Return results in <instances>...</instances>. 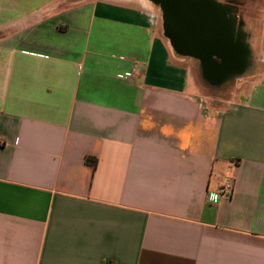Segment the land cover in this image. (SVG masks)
<instances>
[{"label": "crops", "instance_id": "1", "mask_svg": "<svg viewBox=\"0 0 264 264\" xmlns=\"http://www.w3.org/2000/svg\"><path fill=\"white\" fill-rule=\"evenodd\" d=\"M253 21L214 83L151 0H0V264H264Z\"/></svg>", "mask_w": 264, "mask_h": 264}, {"label": "water", "instance_id": "2", "mask_svg": "<svg viewBox=\"0 0 264 264\" xmlns=\"http://www.w3.org/2000/svg\"><path fill=\"white\" fill-rule=\"evenodd\" d=\"M158 5L164 14L165 36L170 40L175 51L180 55L195 57L198 59H211L214 56L228 61L223 65L224 76L242 70L246 66L248 54L244 47L241 48L243 53L227 47L220 49L218 38L212 37L206 31L211 28V24L219 18V15L211 11H202L198 0H151ZM214 4V3H212ZM214 4V8H216ZM202 20L205 30L196 27V23ZM213 21V22H212ZM210 26V27H209ZM233 26V25H232ZM204 30V29H203ZM197 36L199 39L197 40ZM233 45L231 41L229 45ZM235 47V45H233ZM237 48V47H235Z\"/></svg>", "mask_w": 264, "mask_h": 264}, {"label": "flooded vegetation", "instance_id": "3", "mask_svg": "<svg viewBox=\"0 0 264 264\" xmlns=\"http://www.w3.org/2000/svg\"><path fill=\"white\" fill-rule=\"evenodd\" d=\"M200 4V8L202 11H211L212 13H216V15H219V18L217 21L213 22L209 28V30H205V25L202 20H199L196 23V27L202 28V30H197L198 32H204L206 31L211 35L212 37L218 38L219 40V46L220 49H226L227 47H233V49H237V51L241 50L242 45L235 39L241 38L242 39V31H240L239 25L241 24V18L242 14L245 11V1L244 0H198ZM216 4V8H214V4ZM232 23L234 25L232 26ZM209 26V27H210ZM204 29V30H203ZM234 36V38H232ZM199 37L197 36V40ZM234 40V41H233ZM233 45H235V48L233 45H229V42ZM221 61L217 63L213 59H201V63L203 67L205 68V76L214 83L220 82L225 76L224 69L222 68L223 65H225L228 61H225L224 59L220 58Z\"/></svg>", "mask_w": 264, "mask_h": 264}, {"label": "rangeland", "instance_id": "4", "mask_svg": "<svg viewBox=\"0 0 264 264\" xmlns=\"http://www.w3.org/2000/svg\"><path fill=\"white\" fill-rule=\"evenodd\" d=\"M247 11L242 14L241 24L236 26L242 31L243 47L249 56V61L253 59V52L251 51V43L254 35L260 28L259 24L253 21L254 18L262 19L264 17V0H244ZM251 18L252 20H250Z\"/></svg>", "mask_w": 264, "mask_h": 264}, {"label": "built area", "instance_id": "5", "mask_svg": "<svg viewBox=\"0 0 264 264\" xmlns=\"http://www.w3.org/2000/svg\"><path fill=\"white\" fill-rule=\"evenodd\" d=\"M131 76H132V73H125L124 75H120L119 78L127 79V78H130ZM231 189H232V186L231 185H227L221 191H228L229 193H231ZM217 197H219V195H215L214 199H216Z\"/></svg>", "mask_w": 264, "mask_h": 264}, {"label": "bare ground", "instance_id": "6", "mask_svg": "<svg viewBox=\"0 0 264 264\" xmlns=\"http://www.w3.org/2000/svg\"><path fill=\"white\" fill-rule=\"evenodd\" d=\"M247 67V66H246Z\"/></svg>", "mask_w": 264, "mask_h": 264}, {"label": "trees", "instance_id": "7", "mask_svg": "<svg viewBox=\"0 0 264 264\" xmlns=\"http://www.w3.org/2000/svg\"><path fill=\"white\" fill-rule=\"evenodd\" d=\"M94 166V165H93Z\"/></svg>", "mask_w": 264, "mask_h": 264}]
</instances>
